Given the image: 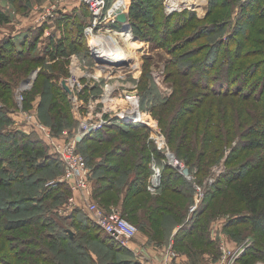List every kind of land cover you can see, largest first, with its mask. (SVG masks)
I'll return each instance as SVG.
<instances>
[{
    "label": "rangeland",
    "instance_id": "1",
    "mask_svg": "<svg viewBox=\"0 0 264 264\" xmlns=\"http://www.w3.org/2000/svg\"><path fill=\"white\" fill-rule=\"evenodd\" d=\"M75 2L76 0H17L16 5H13L9 0H0V41L5 38L14 37L13 41L16 46L23 48V44H28L34 38L31 50L33 48V54H39L43 59L38 64H33L23 72L21 71L22 65L32 64L30 58H25L23 61L18 62H9L4 65L2 71H0L2 75L0 77V103H4L13 108L7 111L10 123L7 125H0V132L5 134H14L18 132L26 135L30 134L29 136L39 139L43 145L46 146L45 139L42 137L45 134L53 145L59 146L61 150H67L69 145L73 142L72 138L77 134L79 122L87 112L90 102L98 100L103 94V91L108 87L118 88L119 91L116 93L114 102L116 104L120 103V106L118 104L120 109L124 105V109L121 110L123 113L127 111L129 106L123 104L124 102L120 98L121 91L129 86L136 85L138 96H134L136 99L132 101L130 106H139V115L142 117L143 122L140 124L127 122L141 126L135 132L127 131L126 122L123 123L118 120L114 113L110 114V117L106 115V119L111 118L112 120L109 122H112V125L106 126L107 128L111 126H121L120 128L124 127L122 130L126 131H122L116 135V139L113 143L116 141L118 143L121 141L124 142L125 140L126 144H129L132 153L129 152L127 155L128 152H125L126 157L133 156L136 151L140 156H145L148 154L147 151L149 148L153 146L155 150L163 152L164 156L161 155V164L165 165L166 168L172 167L177 170L184 177L183 180L185 183H181L180 189L178 186H175L176 188H171L172 190L166 188V190L159 195L160 198L157 200L155 197L158 196L151 194L148 190L149 182L153 176L151 172L146 188L148 192H146L150 198H154V201L150 199L152 204L147 205V203H144L146 198H148L145 196L143 203L137 205L135 204L136 202L132 200L131 204L135 206L129 205L127 209H124L123 198L125 197L126 179H124V183H119L118 186L121 188L118 187L116 190L121 193L117 196L111 194L117 185L116 182H112V186L107 192L97 194V177H103L105 173L98 172L96 175H93L90 171L93 164L96 162L99 163L104 158L103 153L106 151L108 152L111 144L105 143L104 140L86 142L81 145H78V142H76L75 151L82 156L84 161L86 160V167L90 175L87 177L88 191L86 194L88 195L89 201L96 204L98 208L104 211H109L113 208L118 209L122 213V216L133 224L137 228V232L140 231L141 234H143V231L139 229L138 225H140V227L142 224L144 226L145 224L149 226L152 218L158 219V217H161V219H163L162 226L165 227L163 230H160V234L164 233L162 236L169 234L170 238L172 233L177 230L178 224L185 223L189 218L194 216L191 210L192 207L197 204L194 211L200 208L199 214H197L195 218V223L197 225L204 224V229L201 230V232H206V235L208 234V237L213 240L215 247L213 251L215 256L212 258V261H204L202 264H215L218 262L222 256L219 250V244L222 241L228 248H235L247 240H250L254 242L257 248L264 250V235L258 237L254 235V232L250 231L246 224L239 225L233 221L235 217L241 216L247 212L246 204L238 194V181L228 183L227 180L220 179L226 169H234L238 172L239 168H242L244 162L249 160V158L259 155L264 156V151L262 148H259L264 146V138L262 137V130L258 128L259 120L256 118V116L260 115V104L254 99H242L239 95H224L221 92L215 94L211 93V89H209L208 86H204L203 75L196 81L199 86L196 88V86L190 84V77L187 78L186 76L184 77L178 74V71L181 70L182 67L187 66L186 63L188 61L186 60L188 59L179 60L180 63L177 66L175 65V67L171 63L183 52V50L180 51L181 48L179 47L178 49V45L175 44H181L184 37L193 31L191 28H194L197 21H202V23L205 21L203 19L205 16L203 11L207 9L206 3H208V0H199L197 9L193 11L196 13V20L188 26L186 31H170L171 33L165 41L166 44L162 46L151 43V41L148 43L141 41V38L134 32H132L134 35L133 39L124 38L117 32L98 34L100 37L107 35L113 42L131 51L133 54L129 57V60L132 63L138 61L137 66L140 71L139 73L127 70L128 62L101 61L100 63L102 64H98L91 55L93 51L88 48H91L93 39H90V36L86 37L83 33L84 28L82 29L81 39L84 43H80V46L75 51H71L69 55H67L68 49H64V51L59 49L57 51L51 48V53L46 52V46L53 47L52 43L48 45L52 42L50 39L51 36H54L53 42L56 43L59 41L66 45L71 35L68 26L62 22H57L56 20V22H52L50 26L47 25V22L49 23V18L55 15L54 13V15L51 16L52 9L61 10L62 8H66L67 5H69V7L74 5ZM238 3V0H232L231 9L228 11L233 20H235L234 15L237 12V6H239ZM255 5H258V0L250 1L248 8L244 10V17L258 10ZM78 8L85 9L86 7L81 6ZM49 11H51V13ZM256 13H261V10L258 12L256 11ZM256 16L257 19L255 23H244V20H241V23L238 25L236 37L231 40V45H235L237 42L245 44V49L243 50L245 56L240 63L242 66H247V68L258 59L264 58V53H262L263 55L261 56L257 54V51L255 54L246 56V51L255 52L254 50H256V48H262V51H264V17L259 15ZM177 25L178 24L174 23V20L165 24L166 27L170 28L168 30H172V28ZM53 26H55V28H53ZM234 26L235 24L233 23L228 28L209 37L201 38L198 35L197 39L191 41L192 43H187L186 48L191 49L194 45L202 43L213 44L216 40H219L218 38L222 41H227V38H229L228 35L232 34L234 30ZM197 29H199V27L196 28V30ZM38 31L39 34L34 37V34ZM158 36L159 33L157 32L149 33V37H153L152 40L154 42L158 40L156 38ZM126 39H128V41L132 40L136 44L134 46H129ZM202 55H204V53L200 52L195 55V58L201 60ZM73 56L81 61L82 64L80 65V71H74L75 74L72 72L73 69L71 70L72 60L76 61V58H73ZM98 60H100V57H98ZM159 72L161 73L162 80H157L154 76V74ZM90 73L97 75L98 78H103H100V81L96 76L91 78L89 76L91 75ZM123 73H126V75H122ZM20 74L22 75L20 76ZM72 75H74V84L77 83L78 77H80L79 89L81 90L79 91V89L73 87V94L69 95L62 89V82L68 84V82L71 81L73 84ZM107 76L113 77L107 79ZM45 77L50 79L46 95L41 92ZM30 78L33 79L30 80ZM26 79L29 80V82L23 83ZM64 80H66V82ZM181 80H183V86L180 85ZM51 85L54 86L56 90L60 89L64 92L65 97L58 99L54 95L56 90L53 91V89L50 88ZM180 95H185L189 98L185 105V111L180 115L178 114L175 117H171V110L168 111L164 109L162 105L166 100L169 101V106L175 105ZM115 103H113V107L116 106ZM161 115H164L163 121L160 119ZM35 125L41 127L44 134ZM59 127L61 128L58 131L57 128ZM106 127H104V129ZM171 129H173V131H171ZM69 130L72 131L70 132ZM167 135H169L168 137L171 142L168 140ZM156 137L161 138L164 146L159 144L158 140L155 139ZM15 138L17 140L16 144L21 143L24 139L23 135ZM15 138L13 137L14 141ZM241 142L252 144H250V147H247L246 145L242 146ZM29 147L30 146L27 144L26 148ZM47 149L48 151L51 150L49 147H47ZM167 154H171L174 160L181 165L174 164V160L170 162ZM90 156L94 158L89 162ZM155 156L156 155L152 153L150 160L151 164L159 168V180H161L162 169L155 160L156 158L158 159V157ZM120 161L121 159L112 162L115 164ZM183 168L188 169V176L183 175ZM37 169L38 168L34 169V172L32 171L31 173L30 171L26 172L24 169V171H22V167L19 169V163H10L8 157H5V159L0 162V189L4 190L3 196L5 197L2 200V202L4 201L3 205L6 200H16L23 196H35L38 189L41 188V181H43V186H47L48 182L61 179L62 177L66 178L67 176L64 164H61V167L50 164L41 170ZM165 170L164 172H166ZM201 170H208V172L204 173ZM241 170L242 169H240V171ZM132 176V171H129L127 177L131 178ZM21 177H23L22 181L19 180L22 179ZM209 178L213 181L212 185L209 184L210 187L208 185ZM2 180L7 184L4 187H2ZM70 183L64 182L66 185L64 189L55 193L56 195L60 194L57 200L53 199V195H50L46 201L43 200L39 205L42 207V211L25 212L19 210L16 213H10L7 218L11 220H27L25 226L21 225L18 228V231L25 232L26 229H32L35 225L34 223L39 221L38 218L41 212L51 208L54 210L51 213L53 216L49 215L51 220L55 224L58 223L59 227L63 230H67V234L70 232L71 236L74 238L77 237L72 249L66 250V244L62 241H51V243L47 238L38 240V235H31V237L25 235L23 237L27 240L22 241L20 239H14L13 236L15 233L1 231L0 264H25L19 261V258L24 259L26 257L36 258V260L39 258V260H42L41 252L43 245L40 244L41 241L47 244L50 243L55 249L62 251V254L59 255L60 259L61 257L63 258L62 264H75L77 259L74 258L77 256L81 258V262H84L86 259L82 255L83 252L91 253L92 257L96 260L94 264H111L112 262V264H146L144 258L140 257V255H135L131 251V246L127 249V253L116 252L109 248L99 236L95 235L94 231H90V229L85 227H80V224L75 225L74 221H71V215L76 208L84 217L93 222L91 214L87 212L85 206L80 203L82 199L74 192L72 189V182ZM214 184L216 186H213ZM109 194L111 195L107 198ZM71 198L76 201L74 202L75 205L73 204L74 206L70 208L69 200ZM77 198H79L80 201ZM125 206H128V203ZM230 219L233 222L231 226L227 228L226 224ZM29 220H32L33 224L30 223ZM40 226V237H45V235L52 232L49 227L44 225ZM162 236L159 238H162ZM38 241L40 242L38 243ZM79 244L82 246L78 247ZM167 245L169 246V248H167V250H169L167 256H174L175 251L171 249L173 247L170 245V242ZM208 251L212 252V249L209 247ZM66 252H68V254H66ZM11 253H13L14 258L8 259L7 257ZM54 254L56 255V251H54ZM6 259L7 262L5 261ZM193 259L195 260L196 258L193 257ZM202 261H200V263ZM258 262L264 264V261L259 260ZM235 264H237V262Z\"/></svg>",
    "mask_w": 264,
    "mask_h": 264
},
{
    "label": "trees",
    "instance_id": "2",
    "mask_svg": "<svg viewBox=\"0 0 264 264\" xmlns=\"http://www.w3.org/2000/svg\"><path fill=\"white\" fill-rule=\"evenodd\" d=\"M9 1L13 5H16L17 3V0ZM162 1L163 0H131L128 11L129 26L132 32L136 33L142 41H145L147 43L151 41V43H155L159 46L166 44L165 41L168 35L171 33L170 31H186L188 29V26L191 25V23L194 22V20H196L197 18L195 12L187 10L166 15L163 11ZM231 1L232 0H208L207 9L203 18L205 21L203 23L202 21H197L196 25L194 26L195 30L194 28H191L193 31H191L186 37H184L181 44H175L178 45L177 48L179 49L180 47V51L183 50V52H181V54L176 57L171 63L175 67V65L177 66L180 63L179 60L188 59L186 60L188 61L186 63L187 66L182 67L181 70L178 71V74L180 76H186L187 78L190 77V84L196 86V88L199 87L196 81H198L199 77L203 75V81L205 84L204 86H208L209 89H211L210 92L213 94L221 92L224 95H239L242 99H254L256 102H258V104H260V115L256 116V118L259 120L258 128L262 130V137L264 138V58L258 59L256 62H253L250 67L248 66L249 68H247V66H242L240 63L242 58L245 56V52H243V50L245 49V44L237 42L235 43V45H231V40L235 39L238 32V25L239 23H241V20H244V23H255L257 19L256 15L264 17V0H258V5H255L256 9L258 8V10L256 11L258 12L259 10H261V13H256L255 11L245 17L244 10L248 8L250 1L253 0H238L239 6H237V12L234 15L235 20H233L230 16V13H228V11H230L231 9ZM76 2L78 3V1ZM80 5L84 6L83 4ZM75 7L76 5H71L70 7L69 5H67L66 8H71L72 10H74ZM79 9L81 11V13H79L82 17L73 13L69 15L68 13L63 14V12L60 11V13H58L57 15L49 18L48 21H52L55 23L57 20V22H62L67 25L68 29L70 30L69 33L71 34V38L69 37V39L67 40V44L65 45L63 42H53L54 36H51L50 39L52 42H50L48 45L52 43L53 47L46 46V52L51 53L53 49L57 51L59 49L63 51L64 49H68L69 51H67V55H69L71 51H75L80 46V43H84L83 41H81L82 29L86 24L89 23L90 15L88 9ZM172 20H174V23L178 25L172 28V30H168L170 28L166 27L165 24ZM233 23L235 24L234 30L232 34L228 35L229 38H227V41H222L220 38H218L219 40H216L215 42L213 41V44L202 43L194 45V47H192L191 49L186 48L187 43H192L191 41L197 39L198 35L201 38L209 37L213 34L221 32L225 28H228ZM47 25L49 26L48 22ZM198 27L199 29L196 30V28ZM155 32L159 33V36L156 37L158 39V42H154L152 40L153 37H149V33ZM37 34H39V31L34 34V37L37 36ZM13 38L14 37L5 38L4 40L0 41V71H2L4 65L9 62H18L23 61V59L25 58H30V62H32V64L22 65L21 71L23 72L33 64L36 65L43 60L41 55L33 54V48L31 50L34 38L28 44H23V48L17 47L15 42L13 41ZM254 51L255 52L246 51V56L255 54L256 51L257 54H260L261 56L263 55L262 53H264V51H262V48H256V50ZM200 52H203L204 55H202L201 60H198L195 58V55L199 54ZM21 75L22 74H20V76ZM1 76L2 75L0 74V77ZM49 80L50 79L45 77L44 83L42 84L41 92L44 95H46ZM180 85L183 86V80H181ZM50 88L53 89V91L56 90V88L52 85L50 86ZM54 95L58 99L65 97L64 92H62L60 89H57ZM188 99L189 98L185 95H180V97H178V102H176L175 105L173 104L172 106H169V101L166 100L162 107L168 111L171 110V117H175L185 111V105L187 104ZM12 109L13 108L5 105L4 103H0V125H7L8 123H10V118H8L7 111H10ZM163 117L164 115L160 116L161 121H163ZM126 125V128H128L127 131L133 132L137 131L138 128L141 127L130 123H127ZM120 127H106L99 132L90 133L89 135L85 136L80 142H78V145H81L86 142L104 140L105 143L111 144L108 152L106 151L105 153H103L104 158L99 163L96 162L95 164H93L90 170L93 175H96L98 172L105 173V176L97 177V181L95 180L96 183H98V185L96 186V193L101 194L107 192L111 188L112 182H116L117 185L115 186L114 191L111 192V194L117 196L121 193L120 191L118 192L116 190L118 187H120L118 186L119 183H124V179H126L124 192L125 197L123 198L124 209H127L129 205L133 207L135 206L134 204H131L132 200L135 201V204L137 205H139V203H143L145 196H147L149 199L146 198L144 203H147V205H151V200H153L154 198H150V196L147 195L148 191L146 188L148 178L152 172L150 168V156L152 153L158 157L159 160L157 158L155 160L162 169L160 186L155 193V195L158 197H155V199L158 200L160 198L159 195H161L162 192L166 190V188H170V190H172L171 188H176L178 186V188L180 189L181 183H185V181L183 180L184 177L174 168H166L165 165L161 164V155H163V152H161L160 150H155V148H153L152 146V148H149V150L147 151L148 154H146L145 156H140V154H138V152L136 151V153L134 154L135 157L134 155L131 157H126L125 152H128L127 155L129 154V152H131L129 144H126L125 140L124 142L118 140L121 142L118 143L116 141L113 143V141L116 139V135L124 131L122 130V128L124 127ZM60 128L61 127L57 128V130L59 131ZM69 131L71 132L72 130ZM171 131H173V129H171ZM20 135H23L24 139L21 141V143L16 144L17 140L15 137ZM29 135L30 134L26 135L20 132L14 134H5L0 132V162L3 161L5 157H8L10 163L14 162L15 164H17L18 162L19 169L22 167V171H30V173L36 168H38L37 170H41L42 168L50 164H54L57 167H61V164L63 165V162L55 155V153L53 152L54 150L43 136L42 137L45 139L46 146L51 149L50 151H48L47 147L44 146L39 139H36ZM168 136L169 135H167V137ZM13 137L15 138V141ZM168 140L171 142L169 137ZM245 143L246 142H241V145L250 147V144H252ZM27 144L30 146L29 148H26ZM259 148H262V150L264 151V146ZM90 157L91 158H89V162L94 158L93 156ZM120 159L122 162L120 161L113 164L112 161H119ZM240 169L242 170L240 171ZM164 170L167 173L164 172ZM129 171H132L133 173V176L131 178L127 177L129 175ZM201 171L204 173L208 172V170ZM21 178L22 179H19L20 181L23 180V177ZM220 179H225L228 181V183L238 181V194L246 204L247 212L241 216L235 217V220L233 221H235L239 225L246 224L249 227L250 231L254 232V235H257L258 237L264 235V156L259 155L253 158H249V160L244 162L243 167L239 168L238 172H236L234 169H226L225 172L221 175ZM41 182V188L38 189L35 196H23L16 200H6L4 205V201L2 202V200L5 198L3 196L4 190L0 189V233L1 231L15 233L16 235L14 234L13 236L14 239H20L22 241L27 240L23 237L25 235L29 237H31V235H38V240H44L47 238L50 242L62 241L66 244V250H71L72 246L75 245L74 243L77 237L74 238L73 236H70L69 233L67 234V230H63L59 227L58 223L55 224L51 220L49 215L53 216V214H51L54 211L53 209L48 208L47 211L41 212L38 218L39 221L34 223L35 225L32 229H26L25 232L18 231V228L21 225L25 226L27 220H11L7 218L10 213H16L19 210H23L25 212H37L39 210L42 211V207L39 206L42 201H46L50 195H53V199L57 200L60 194L56 195L55 193L60 192L59 190L64 189V186H66L63 181H60V179L48 182L47 186H43V181ZM212 184L213 183H211V185ZM2 185V187H4L7 184L2 180ZM213 186L216 185L214 184ZM111 194H109L107 198H109ZM127 203L128 206H125ZM199 208L196 211L192 212V214L194 215L193 217L189 218L185 223L178 224L179 226L177 227V230L171 235V238H173L172 247L177 253L181 251V248L188 245L191 246L188 248L189 254L201 252L202 254H208L211 258H214L215 255L213 254V251L215 247L213 240L208 237V234L206 235V232H201V230L204 229V224L197 225L195 223V218L197 217V214H199ZM29 221L33 224L32 220ZM71 221H74L75 225L80 224V227H85L90 229V231H94L95 235L99 236L103 240V242L112 250L116 252L119 251L120 253H127V249L120 247L110 235L105 233L100 228V226H98L94 221H89L79 210H76V208L71 215ZM162 221L163 219H161V217H158V219L152 218L150 220L149 226L146 224L144 226L142 224L141 227L140 225H138V227L141 231H143V233L150 236V238L155 242L162 241L164 238H167L168 240L170 238L169 234L164 236H162L164 233L160 234V230H163L165 227L162 226ZM233 221H231L230 219L227 222L226 227L229 228ZM39 224L49 227L52 232L45 235V237H40L39 227L41 226ZM151 231L153 232V234L151 233ZM161 236L162 238H159ZM39 242L40 241H38V243ZM251 243L252 244L250 248H248L245 254L239 258L237 264H254L259 260L264 261V250L257 248L254 242ZM40 244L43 245H41L43 248L41 252V256L43 258L42 260H39V258L38 260H36V258L26 257L24 259L19 258V261H22L25 264H62L61 262H63V258H59V255L62 254L61 250L55 249L52 244H47L44 241H41ZM80 246L82 245L79 244L78 247ZM209 247L212 249V252L208 251ZM54 251H56V255L54 254ZM66 254H68V252H66ZM82 255L86 260L84 262H81V258L77 256L74 258L77 259V262L75 264H94V262L96 261L89 252H83ZM7 258H14L13 253L8 255ZM5 261L7 262V259Z\"/></svg>",
    "mask_w": 264,
    "mask_h": 264
},
{
    "label": "built area",
    "instance_id": "3",
    "mask_svg": "<svg viewBox=\"0 0 264 264\" xmlns=\"http://www.w3.org/2000/svg\"><path fill=\"white\" fill-rule=\"evenodd\" d=\"M76 1H78L80 4H83L88 9L90 15L89 23L83 29V33L86 35V37L90 36L91 39V37H95L97 36V34H105L106 32H110V33L117 32L120 36L124 38L125 37L128 39L134 38L132 30L129 26V14H128L131 0H76ZM198 3L199 0H163L162 6L164 13L166 15H170L173 13L182 12L184 10L195 11L197 9ZM58 10L60 9H52V13ZM49 12L51 13V11ZM120 14H124L126 16V20L123 23L117 20V16ZM88 48L89 50L93 51L91 55L99 64L101 60H98L97 57L100 55L96 54V52L92 48L90 47ZM106 57L109 58V56ZM73 58L76 57L73 56ZM80 65H82L81 61H79L77 58L76 61L72 60L71 70L73 69L72 72L74 74L77 70L80 71ZM90 74L91 75L89 76L91 78L95 76L92 73ZM122 75L125 76L126 73H123ZM154 76L155 78H157V80L159 79L162 80L160 72L154 74ZM109 77L112 78L113 76L112 77L109 76ZM73 78L74 75H72V82H73L72 86L70 85L71 81H69L68 84L65 83V85L69 87L70 90V92L68 93L69 95L73 94L72 91L73 87L75 89H79L80 77H78V81L76 84H74ZM100 78H98L99 81ZM64 81L66 82V80ZM80 90L81 89H79V91ZM118 91H119L118 88L115 89L112 87H108L106 90L103 91V94L98 100L89 103L87 112L85 113L83 119L79 122L77 128V134L72 138L73 142L69 145L67 150H61L59 146L53 145L50 139L48 138V136H46L42 131L43 129L37 125L35 126L42 131V133L44 134L43 137L48 141V143L54 150L53 152L63 162L64 168H66L65 170L67 176L66 178L62 177L60 181L69 182V183L72 182V189L74 190V192H76L79 195V198L82 199L81 203L85 206L87 212L91 214L92 220L98 226H100V228L105 233L110 235L120 247L129 249L131 246V241L137 233V228L133 224L128 222L122 216V213L118 209L113 208L110 209L109 211H104L98 208L96 204L91 203L89 201L88 195H86L88 191L87 177H89V171L86 167V162L84 161L82 156L79 153L77 154L75 151L76 142H80L85 136L89 135L90 133L99 132L102 129H104V127L112 125V122L109 123L110 121H112L111 118L106 119L105 118L106 115L109 116L110 114L114 113L116 118H118V120H120L121 122L134 123L135 120H133L132 117H130V115L127 116L128 111L123 113L121 112V110L124 109V105L120 109L118 107V104L120 106V103L116 104L114 102V98ZM135 95L138 96L136 85L129 86L124 90H122L120 98L124 102L123 104H127L129 107H131L130 104L132 103L133 101L132 98H134ZM113 103L116 104L115 107L111 106ZM77 137H80L82 139L80 141H77L76 140ZM174 162L177 163L176 160H174ZM176 165H181V164L177 163ZM150 167L153 176L151 181L149 182L148 190L150 191L151 194H155L160 186V180H159L160 170L159 168L155 167L153 164H151ZM211 183H213V181L211 178H209L208 184ZM74 202L75 201L72 198L69 200L70 208L75 205ZM196 207L197 204L196 206L192 207L191 212H193L196 209ZM251 244H252L251 241L247 240L246 242L240 244L235 248H228L223 241L220 242L219 250L221 251L222 256L215 264H235L239 260V258L245 254L246 250L250 248ZM172 257L173 256H171V258ZM167 264H172V263L168 262ZM255 264H263V263L256 262Z\"/></svg>",
    "mask_w": 264,
    "mask_h": 264
},
{
    "label": "crops",
    "instance_id": "4",
    "mask_svg": "<svg viewBox=\"0 0 264 264\" xmlns=\"http://www.w3.org/2000/svg\"><path fill=\"white\" fill-rule=\"evenodd\" d=\"M78 3L76 2L74 4L76 5L74 10H72L71 8H65L62 10L54 11L51 16H53L54 13L55 15H57L58 13H60V11L63 12V14L68 13L69 15L73 13L75 15L77 14L81 16L80 14L81 11L78 8L80 7V3L79 4ZM205 12L206 11H203V13ZM50 24H52V21H49V26ZM53 28H55V26H53ZM77 199L79 200V198ZM151 233L153 234L152 231ZM169 242L170 245L172 246L173 238H169L168 240L167 238H164L162 241L155 242L147 234L145 233L141 234L140 231H138L131 241V248H132L131 251L135 255H140V257L144 258L146 264H167V262H171L172 264H202L204 261L205 262L212 261V258L208 254H202L201 252L189 254L188 248L191 246H188L187 242H186L187 246L181 248V251L177 253L175 252V255L171 258V256H167L169 251L167 250V248H169L167 244ZM171 249L173 250V248ZM193 257L196 259L194 260ZM200 261L202 262L200 263Z\"/></svg>",
    "mask_w": 264,
    "mask_h": 264
},
{
    "label": "bare ground",
    "instance_id": "5",
    "mask_svg": "<svg viewBox=\"0 0 264 264\" xmlns=\"http://www.w3.org/2000/svg\"><path fill=\"white\" fill-rule=\"evenodd\" d=\"M184 4H186V3H184ZM91 38L93 39L91 48L96 52V54L100 55L98 57H100L101 61H104V62H117V61L118 62H128L127 70L135 71L136 73L140 72L138 69V66H137L138 61L132 63L129 60L130 59L129 57L133 54L131 51H128L124 47L119 46L118 43L113 42L111 40V38L108 37L107 35L100 37L97 34V36L91 37ZM126 41H128V39H126ZM127 44L129 46H134L136 43L134 41L130 40L127 42ZM125 51L128 53H126ZM106 56H109V58ZM98 57H97V59H98ZM95 76H97V75H95ZM106 78H108V76ZM32 79L33 78H30V80H32ZM71 84L72 83H70V85ZM68 90H69V88H68ZM132 99L134 100V99H136V97H134ZM111 106L113 107V104ZM132 106L127 109V111H128L127 116L130 115V117H132V119L135 120L134 123H139V124L142 123L143 121H142V117L139 115L140 111L138 110L139 109L138 106L137 107H135L134 105H132ZM127 111H125V112H127ZM155 139L158 140V142L161 146H164V143L160 137L159 138L156 137ZM168 159L171 160V157L168 156ZM173 163L177 164L176 162H173Z\"/></svg>",
    "mask_w": 264,
    "mask_h": 264
},
{
    "label": "water",
    "instance_id": "6",
    "mask_svg": "<svg viewBox=\"0 0 264 264\" xmlns=\"http://www.w3.org/2000/svg\"><path fill=\"white\" fill-rule=\"evenodd\" d=\"M117 20L119 21V22H125V20H126V16L124 15V14H120V15H118L117 16ZM29 80H24L23 81V83H27ZM62 88L67 92V93H69L70 91L68 90V88H67V86L65 85V83L64 82H62ZM82 138H80V137H77L76 138V140L77 141H80ZM170 157H171V160H170V162H172L173 161V156L171 155V154H168ZM182 173H183V175L184 176H188V174H189V171H188V169L187 168H183L182 169ZM69 233V235L71 236V233L70 232H68Z\"/></svg>",
    "mask_w": 264,
    "mask_h": 264
}]
</instances>
